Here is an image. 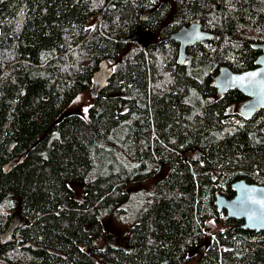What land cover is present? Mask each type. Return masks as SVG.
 <instances>
[{
	"label": "trees",
	"instance_id": "trees-1",
	"mask_svg": "<svg viewBox=\"0 0 264 264\" xmlns=\"http://www.w3.org/2000/svg\"><path fill=\"white\" fill-rule=\"evenodd\" d=\"M192 22L214 38L181 65L171 36ZM262 42L264 0H0V232L26 220L0 236V264H264V231L215 204L238 179L264 184V108L245 118L247 96L215 86L223 66L256 68ZM83 92L89 115H64ZM151 178L122 245L102 213Z\"/></svg>",
	"mask_w": 264,
	"mask_h": 264
},
{
	"label": "water",
	"instance_id": "water-1",
	"mask_svg": "<svg viewBox=\"0 0 264 264\" xmlns=\"http://www.w3.org/2000/svg\"><path fill=\"white\" fill-rule=\"evenodd\" d=\"M214 34L204 30L200 22H192L182 26L172 34L171 39L178 42L179 64L185 65L188 58V48L202 41L212 40ZM254 47L261 50L256 60V68L242 72H234L229 67L223 66L215 78V86L220 94H225L230 89H238L247 100L240 108V114L245 118L254 117L264 108V42L256 43ZM114 68L108 62L100 64L93 77L91 95L95 98L109 83ZM15 161L9 163L8 172ZM235 195L231 198L218 193L215 204L220 211H225L228 218L241 219L242 227L253 231H264V184L250 183L245 179L233 182ZM104 264H115L107 261Z\"/></svg>",
	"mask_w": 264,
	"mask_h": 264
},
{
	"label": "rangeland",
	"instance_id": "rangeland-1",
	"mask_svg": "<svg viewBox=\"0 0 264 264\" xmlns=\"http://www.w3.org/2000/svg\"><path fill=\"white\" fill-rule=\"evenodd\" d=\"M96 19L91 20L89 25H93ZM141 40V39H139ZM157 40V36L154 34H147L142 41L144 44L149 42H154ZM92 104V99L90 92L81 93L74 101L69 103L64 115L71 113H78L82 116H88L89 108ZM86 110V111H85ZM159 178H151L149 181L144 183H132L127 190V198L116 205L115 208L108 210V212L103 211L102 217L104 222L107 223L110 232H112L117 239L118 243L124 244V236L130 232L133 225L139 220L140 213L147 205L148 200L151 198L155 186ZM73 187L75 189V194L77 198L81 199L82 189L79 184L74 183ZM225 212L221 221H217L213 218H209L206 227L209 235L215 234L219 230L225 228L224 218ZM26 223V220L21 215L20 210H17L13 215V221L9 229L5 232H0L1 239L3 241H9L13 237V231L16 226ZM113 237V236H112ZM190 264H194L192 261Z\"/></svg>",
	"mask_w": 264,
	"mask_h": 264
},
{
	"label": "snow or ice",
	"instance_id": "snow-or-ice-1",
	"mask_svg": "<svg viewBox=\"0 0 264 264\" xmlns=\"http://www.w3.org/2000/svg\"><path fill=\"white\" fill-rule=\"evenodd\" d=\"M86 111V110H85Z\"/></svg>",
	"mask_w": 264,
	"mask_h": 264
}]
</instances>
